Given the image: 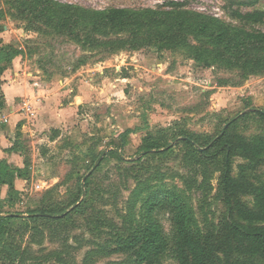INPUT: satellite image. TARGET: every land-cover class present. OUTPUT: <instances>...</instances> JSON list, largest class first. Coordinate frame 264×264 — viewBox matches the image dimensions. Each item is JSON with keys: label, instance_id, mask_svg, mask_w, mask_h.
<instances>
[{"label": "rangeland", "instance_id": "1", "mask_svg": "<svg viewBox=\"0 0 264 264\" xmlns=\"http://www.w3.org/2000/svg\"><path fill=\"white\" fill-rule=\"evenodd\" d=\"M57 1L104 10L157 9L170 0ZM232 1L189 0V8L234 28L264 32V25L234 20L228 11ZM255 9L264 10V0ZM0 11L2 44L21 52L14 62L20 59L28 73L50 82L56 94L51 110L61 123L19 142L25 177L15 186L22 203L0 206V219L20 217L4 227L0 264H135L132 255L108 252L149 217L162 225L169 243L160 264H178L174 203L187 206L190 227L203 234L218 228L225 215L219 191L223 160L195 158L183 141L192 137L197 147L205 146L234 122L249 141L264 138L257 115L264 111V65L204 67L186 49L155 46L107 55L40 31L16 0H0ZM54 130L60 132L56 138ZM148 138L166 141L162 150L172 148L164 154L147 151ZM243 165L251 163L233 159L235 177ZM248 178L264 183V160ZM7 191L2 190L3 201ZM245 200L255 207L253 197ZM54 212L59 214L43 217Z\"/></svg>", "mask_w": 264, "mask_h": 264}, {"label": "trees", "instance_id": "2", "mask_svg": "<svg viewBox=\"0 0 264 264\" xmlns=\"http://www.w3.org/2000/svg\"><path fill=\"white\" fill-rule=\"evenodd\" d=\"M261 1L233 0L228 11L234 20L264 25V10H251ZM16 3L22 14L30 16L40 31L49 29L85 49L107 55L155 46L160 49H186L193 53L194 61L204 67L217 62L233 68L241 61L245 62L243 68L248 64L256 67L264 65V32L234 28L216 15L190 9L189 0H170L157 9L113 7L104 10L57 0H16ZM191 39L201 45L189 44ZM2 43L0 39V78L12 66L14 59L21 55L12 46ZM0 106H3L1 102ZM257 115L264 121V111H257ZM234 124L224 128L205 146L197 147L192 137L183 141L194 151L195 158L213 164L223 160L219 191L225 215L218 228L203 234L190 227L187 206L180 201L174 203L175 256L178 264H257L259 260L264 261V183L255 185L248 178V173L263 163L264 138L251 142L239 134ZM54 133L56 138L60 132L54 130ZM145 141L147 151L156 150L164 154L172 148L162 150L169 146L163 140L160 143H153L149 138ZM238 156L251 165L240 166L239 175L235 177L233 159ZM23 170L12 168L6 161L0 162L1 207L14 209L22 203V193L16 188L15 181L24 179ZM4 187H8V191L3 201ZM246 197L254 198L255 207L249 206ZM151 202L152 199L149 204ZM31 214L33 221L40 217L35 211ZM50 214L43 217L50 219L59 213ZM18 217L10 214L0 219V238L4 227L11 226ZM168 250L169 243L162 225L149 217L144 226L121 237L116 248L108 254L132 255L135 264H160ZM15 255L18 258V254Z\"/></svg>", "mask_w": 264, "mask_h": 264}, {"label": "crops", "instance_id": "3", "mask_svg": "<svg viewBox=\"0 0 264 264\" xmlns=\"http://www.w3.org/2000/svg\"><path fill=\"white\" fill-rule=\"evenodd\" d=\"M27 70L17 59L0 78V102L4 114L10 118V124L0 128V162H8L14 169L25 168L20 141L24 143V140L51 126H61L55 117L56 111L51 110L55 89L50 82L41 81L35 73H28ZM24 102L30 103L33 117L21 111ZM66 110L64 106L60 111L65 115Z\"/></svg>", "mask_w": 264, "mask_h": 264}, {"label": "built area", "instance_id": "4", "mask_svg": "<svg viewBox=\"0 0 264 264\" xmlns=\"http://www.w3.org/2000/svg\"><path fill=\"white\" fill-rule=\"evenodd\" d=\"M22 112H26L27 114L32 116V107L30 105V103L28 102H24L22 104V108H21ZM10 124V118L8 115L4 114L1 106H0V128L6 125Z\"/></svg>", "mask_w": 264, "mask_h": 264}]
</instances>
